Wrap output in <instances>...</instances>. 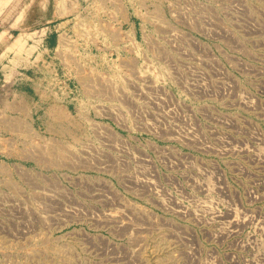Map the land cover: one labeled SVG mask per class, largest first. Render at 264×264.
I'll return each mask as SVG.
<instances>
[{
    "label": "rangeland",
    "instance_id": "obj_1",
    "mask_svg": "<svg viewBox=\"0 0 264 264\" xmlns=\"http://www.w3.org/2000/svg\"><path fill=\"white\" fill-rule=\"evenodd\" d=\"M59 1L0 0V53ZM127 2L138 38L0 103V264H264V0Z\"/></svg>",
    "mask_w": 264,
    "mask_h": 264
},
{
    "label": "crops",
    "instance_id": "obj_2",
    "mask_svg": "<svg viewBox=\"0 0 264 264\" xmlns=\"http://www.w3.org/2000/svg\"><path fill=\"white\" fill-rule=\"evenodd\" d=\"M86 3L80 6L79 0H60L55 18L35 29L22 28L23 32L8 49L1 51L0 103L4 100H20L22 104H28L29 100H49L45 90L50 84L46 83L47 78L35 77V69L43 71L56 65L59 76L63 77L61 83L66 84L72 74L77 80L79 69L89 64L85 61L87 58L94 62L97 52L107 54L108 47L114 48L113 45L101 48L100 43L107 45L110 40L123 44L125 36L128 38L130 34L138 38L142 31L140 22L131 15L127 0H87ZM67 7L69 15L73 16H66ZM102 16H110V20L103 22ZM136 16H139L138 10ZM20 114L29 119L28 114ZM3 168L0 161V169Z\"/></svg>",
    "mask_w": 264,
    "mask_h": 264
},
{
    "label": "bare ground",
    "instance_id": "obj_3",
    "mask_svg": "<svg viewBox=\"0 0 264 264\" xmlns=\"http://www.w3.org/2000/svg\"><path fill=\"white\" fill-rule=\"evenodd\" d=\"M23 173V172H22Z\"/></svg>",
    "mask_w": 264,
    "mask_h": 264
}]
</instances>
